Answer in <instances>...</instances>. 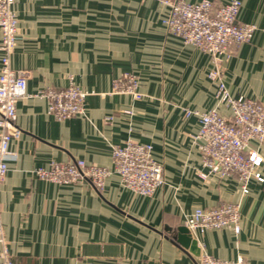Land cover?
I'll return each instance as SVG.
<instances>
[{
    "label": "crops",
    "instance_id": "1",
    "mask_svg": "<svg viewBox=\"0 0 264 264\" xmlns=\"http://www.w3.org/2000/svg\"><path fill=\"white\" fill-rule=\"evenodd\" d=\"M239 1L237 20L255 32L229 49L221 80L232 97L264 103V0ZM13 11L10 66L28 77L27 96L16 105L20 136L9 143L15 156L0 185L12 263L198 264L207 254L264 264V182L251 181L243 194L234 176L203 165L195 140L199 119L185 111L216 109L224 117L228 111L210 78L211 57L166 31L169 7L161 0H14ZM126 73L137 78L139 99L112 91ZM70 84L87 93L83 114L57 121L40 93ZM125 141L150 144L162 165L163 185L150 196L134 195L115 173L98 190L87 181L57 185L36 175L74 160L112 171L111 148ZM250 148L262 158L264 179V141ZM221 203L237 204V234L188 231L197 255L176 242L192 209Z\"/></svg>",
    "mask_w": 264,
    "mask_h": 264
},
{
    "label": "built area",
    "instance_id": "2",
    "mask_svg": "<svg viewBox=\"0 0 264 264\" xmlns=\"http://www.w3.org/2000/svg\"><path fill=\"white\" fill-rule=\"evenodd\" d=\"M161 1L169 7L164 20L166 31L211 57L215 70L210 73V78L217 83L219 104L228 111L226 117L216 109L185 111L187 117L194 115L199 119L195 140L203 165L212 173L234 176L241 192L246 194L251 181L264 182L259 172L262 158L250 148L252 142L260 144L264 141V103L229 95L221 80V65L230 48L252 39L255 26L237 20L241 8L239 0L219 6L213 5L210 0ZM13 5L14 0H0V185L8 171V160L15 156L9 150V143L20 136L15 127L16 105L27 96L28 72L13 70L10 66L17 44V19ZM138 86L137 78L126 73L113 81L112 91L131 94L139 99ZM40 94L47 98L48 113L57 121L83 114L87 93L73 84L63 89H46ZM111 159L112 171L74 160L52 163L46 169H37L36 175L57 185L87 181L98 190L103 187L105 179L115 173L124 188L141 197L150 196L163 185V168L153 158L150 144L125 141L111 148ZM184 225L189 232L227 229L237 234L238 206L221 203L210 208H194L186 216ZM0 264H13L4 237L1 209ZM198 264L243 263H231L202 254Z\"/></svg>",
    "mask_w": 264,
    "mask_h": 264
},
{
    "label": "water",
    "instance_id": "3",
    "mask_svg": "<svg viewBox=\"0 0 264 264\" xmlns=\"http://www.w3.org/2000/svg\"><path fill=\"white\" fill-rule=\"evenodd\" d=\"M176 242L183 248L190 249L194 255L198 254L197 243L195 240H191L188 235V230L182 227L179 230V235L176 238Z\"/></svg>",
    "mask_w": 264,
    "mask_h": 264
}]
</instances>
